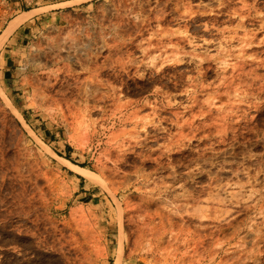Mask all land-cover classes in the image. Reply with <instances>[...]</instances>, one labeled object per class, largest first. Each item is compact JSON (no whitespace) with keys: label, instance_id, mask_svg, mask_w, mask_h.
I'll use <instances>...</instances> for the list:
<instances>
[{"label":"rangeland","instance_id":"rangeland-1","mask_svg":"<svg viewBox=\"0 0 264 264\" xmlns=\"http://www.w3.org/2000/svg\"><path fill=\"white\" fill-rule=\"evenodd\" d=\"M24 12L0 264H264V0H0V35Z\"/></svg>","mask_w":264,"mask_h":264},{"label":"bare ground","instance_id":"bare-ground-1","mask_svg":"<svg viewBox=\"0 0 264 264\" xmlns=\"http://www.w3.org/2000/svg\"><path fill=\"white\" fill-rule=\"evenodd\" d=\"M25 14H26V12H24V14L23 15H18V16H16V17H14V18H12L10 21H9V23L7 24V26H6V28H4V31H3V33L0 35V44L2 43V41H3V39L8 35V33L9 32H11L23 19H25ZM50 49V48H49ZM55 49V48H54ZM46 52V51H45ZM42 53V55H43V57L45 58V57H48V54H49V52H47V53ZM58 56H59V54H57ZM41 56V55H40ZM39 56V57H40ZM57 57V56H56ZM64 57V56H63ZM42 58V57H41ZM40 59V58H39ZM92 59V58H91ZM77 60V59H76ZM79 60V59H78ZM41 60H39V62H40ZM45 61H46V59H45ZM45 61H43V63L45 64ZM38 62V61H37ZM77 62V61H76ZM42 63V62H41ZM46 63H47V61H46ZM82 63V62H81ZM44 64H40L41 66L42 65H44ZM63 64V63H62ZM38 68V67H37ZM46 68V67H45ZM40 69V68H39ZM42 69V68H41ZM40 69V70H41ZM42 71H44V70H42ZM50 74V73H49ZM48 75V74H47ZM47 78V77H46ZM48 79V78H47ZM49 82V80L47 81V83ZM52 84V83H51ZM45 86V85H44ZM40 88V87H39ZM37 89V88H36ZM41 89V88H40ZM43 89V88H42ZM45 89V88H44ZM49 89V88H48ZM58 90V89H57ZM61 91V90H60ZM65 91V90H64ZM45 94V93H44ZM43 94V95H44ZM17 116H20V115H17ZM21 117V116H20ZM63 162H65L66 164H68L69 166H71V167H73L77 172H79L80 174H83V175H88L89 174V171L87 170V169H85L84 167H80V166H78V165H75V164H73V163H71L70 161H68V160H66L65 158H63V157H59ZM83 237V236H82ZM87 237H89V236H87ZM86 238V237H85ZM80 248V247H79ZM82 248V247H81ZM83 250V249H82ZM81 251V250H80ZM85 250H83V252H84ZM91 251V250H90ZM82 253V252H81ZM85 253V252H84ZM83 254V253H82ZM86 255V254H85ZM87 255H89V253L87 254ZM87 255H86V257H87ZM82 257V256H81ZM89 257V256H88ZM91 259V258H90ZM68 257H65V259H64V261L62 262V264H70L68 261ZM115 264H118V262L117 263H115Z\"/></svg>","mask_w":264,"mask_h":264}]
</instances>
